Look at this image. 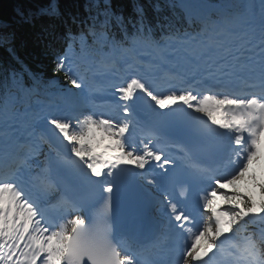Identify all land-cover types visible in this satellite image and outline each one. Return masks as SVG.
<instances>
[{
    "label": "snow or ice",
    "instance_id": "snow-or-ice-1",
    "mask_svg": "<svg viewBox=\"0 0 264 264\" xmlns=\"http://www.w3.org/2000/svg\"><path fill=\"white\" fill-rule=\"evenodd\" d=\"M103 2V9L85 30L68 34L65 53L58 58L57 67H67L73 73L71 84L80 90L75 99L66 100L69 108L74 104L87 106L93 93L104 87L94 81L90 88L86 76L73 72L74 66L83 64L84 71L93 77L115 73L117 59L111 53L118 52L127 68L133 69L139 63L132 55L138 46L155 54L145 62L148 68L163 69L165 80L173 87L174 82L189 87L161 95L140 77L129 76L126 86L115 87L124 102L120 106L123 115L115 121L94 111L59 117L32 106L38 82L26 86L17 73H9L0 84V264H140L131 242L118 238L112 230L117 224L129 231L147 227V208L137 176H143L148 184L179 187L180 196H185L186 185L214 179L217 187L203 197L204 210L210 215L183 253L182 264H209L226 240L249 225L260 230L245 236L235 264H264V0H157L154 24L143 7L136 8L135 20L126 21L111 11L110 0ZM165 10L168 14H163ZM193 82L209 87L232 85L236 90L195 92ZM244 90L247 95L239 94ZM138 101L147 105V109L142 107L146 115L152 110V115L173 117L177 134H183L187 127L181 119L184 107L202 113L211 125L197 128L198 135L208 142L201 145L202 150H210L218 137L226 139L233 171L221 181L213 175L214 169L188 156V171L183 177L160 175L157 180L145 175L149 159L160 161L162 157L147 145L143 154L131 148L129 137L140 126L135 110ZM153 105L161 111L155 112ZM53 141L66 142L76 159H64ZM43 144L56 150V163L82 173L87 184L101 185L108 193L105 214L112 212L114 199L122 201V217L102 226L86 224L79 215L49 224L30 191L34 189L40 197L52 189V159L46 157L44 163L36 160ZM127 166L141 171L123 177L117 185L114 181L121 173L130 171ZM34 167L38 170L33 171ZM91 195L85 189L78 197L63 200L60 212L70 216L85 208ZM218 200L228 207L218 206ZM169 207L175 221L189 220L183 212L177 213L176 203L169 201ZM178 226L183 228L184 224ZM146 264L156 261L149 259Z\"/></svg>",
    "mask_w": 264,
    "mask_h": 264
},
{
    "label": "trees",
    "instance_id": "trees-1",
    "mask_svg": "<svg viewBox=\"0 0 264 264\" xmlns=\"http://www.w3.org/2000/svg\"><path fill=\"white\" fill-rule=\"evenodd\" d=\"M156 3L157 0H110L111 11L126 21L135 20L136 8L143 7L153 24ZM103 7V0H0V84L12 72L26 86L38 82L37 88H48L51 81L68 82L66 70L57 67L58 58L67 48L66 38L69 33L76 35L85 30ZM163 14H168L167 10ZM113 30L122 38L118 29ZM132 31L129 24V34ZM254 227L249 225L244 231L252 233Z\"/></svg>",
    "mask_w": 264,
    "mask_h": 264
},
{
    "label": "rangeland",
    "instance_id": "rangeland-1",
    "mask_svg": "<svg viewBox=\"0 0 264 264\" xmlns=\"http://www.w3.org/2000/svg\"><path fill=\"white\" fill-rule=\"evenodd\" d=\"M257 3H258V0H257ZM146 54H151V55H155L154 53H151L149 50H146V49H142V46H138L137 47V51L135 52V57H136V55H137V58H142V55H146ZM132 55H134V53H132ZM111 56L112 57H114L115 56V58L116 59H120V54L118 53V52H113V53H111ZM98 58H103V57H98ZM123 61V60H122ZM137 65H139V66H144L142 63H136ZM103 79H107V78H103ZM52 84V83H51ZM51 86V85H50ZM79 92V91H78ZM58 94H60V93H58ZM57 94V95H58ZM61 94H64L62 91H61ZM75 94H77V93H75ZM46 98V99H45ZM43 99V102H41V100ZM50 99L52 100L53 99V95H52V92H51V90H50V87H48V88H44V89H42V88H39L36 92H35V94L31 97V101H34L35 102V104L33 105L32 104V106L33 107H40V108H42L41 106H45V105H47V103H48V101H50ZM47 102V103H46ZM62 107L64 108V109H68V106H67V104L64 102V103H62ZM46 108H49V107H46ZM240 232H241V230H240ZM240 240H241V238H240ZM242 241V240H241Z\"/></svg>",
    "mask_w": 264,
    "mask_h": 264
},
{
    "label": "water",
    "instance_id": "water-1",
    "mask_svg": "<svg viewBox=\"0 0 264 264\" xmlns=\"http://www.w3.org/2000/svg\"><path fill=\"white\" fill-rule=\"evenodd\" d=\"M62 139V138H61ZM53 143L60 149V150H62L63 152H65L66 154H68V152H69V149H68V147H67V145H66V142H64V144L63 145H61L60 143H56L55 141H53Z\"/></svg>",
    "mask_w": 264,
    "mask_h": 264
},
{
    "label": "bare ground",
    "instance_id": "bare-ground-1",
    "mask_svg": "<svg viewBox=\"0 0 264 264\" xmlns=\"http://www.w3.org/2000/svg\"><path fill=\"white\" fill-rule=\"evenodd\" d=\"M192 89H193V88H192ZM45 99H46V98H45ZM41 102H43V99L41 100ZM31 103L34 104L35 102H34V101H31ZM45 112H46V111H45ZM243 247H244V245H243ZM243 247H242V248H243ZM170 264H173V263L171 262Z\"/></svg>",
    "mask_w": 264,
    "mask_h": 264
}]
</instances>
